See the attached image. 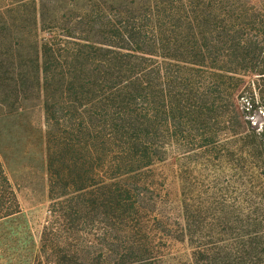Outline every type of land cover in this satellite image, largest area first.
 Returning a JSON list of instances; mask_svg holds the SVG:
<instances>
[{"label":"trees","instance_id":"16d2710c","mask_svg":"<svg viewBox=\"0 0 264 264\" xmlns=\"http://www.w3.org/2000/svg\"><path fill=\"white\" fill-rule=\"evenodd\" d=\"M211 2L227 1L0 0V221L21 212L2 141L33 125L27 108L39 102L54 221L36 264H168L178 238H162L171 228L145 175L174 137L214 131L233 107L234 75L264 78L259 4L248 0L231 22ZM231 55L233 64L215 61ZM246 124L257 177L264 135ZM200 205L185 201L174 222L192 248L187 264H264L263 212L240 210L235 237L233 210ZM75 226L94 238H71Z\"/></svg>","mask_w":264,"mask_h":264},{"label":"rangeland","instance_id":"374dc122","mask_svg":"<svg viewBox=\"0 0 264 264\" xmlns=\"http://www.w3.org/2000/svg\"><path fill=\"white\" fill-rule=\"evenodd\" d=\"M225 1L211 2L209 9L230 11L231 22H237L240 14L248 12L251 7L248 0ZM256 2L264 13V0ZM209 43V40H203L200 44L207 46ZM225 47V43L220 44V48ZM215 61L219 64L235 62L233 55L222 56ZM254 61L263 62L264 59L256 58ZM234 76L230 81L233 86V107H229V111L214 124V131L202 137L194 132L185 139L174 137L167 160L157 163L152 168L153 172L145 175L155 182L152 191L160 197V218L163 225L171 228L162 238H178L168 241V264H179V261L187 264L190 261L192 248L188 241L180 239L184 236L174 223L177 221L182 226L185 201L191 204L196 200L205 208L216 201L233 210L235 237L241 232L238 227L244 220L240 210H244V214L254 211L248 215L254 219L258 218L256 211L264 213V175L256 177L255 172L250 170L253 160L247 152L251 139L246 134L247 121L251 128L264 135V78L253 73ZM26 114L33 125H29L25 131L17 128L19 138L8 135L2 141L6 171L16 189L21 212L0 221V264H36L44 228L54 221L49 198L43 143L45 120L41 104L36 102L28 107ZM260 183H263L261 188ZM153 223L157 225L155 221ZM70 232L71 238H94L87 234L90 227L75 226Z\"/></svg>","mask_w":264,"mask_h":264}]
</instances>
